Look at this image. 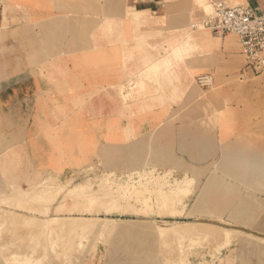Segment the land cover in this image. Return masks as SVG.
I'll use <instances>...</instances> for the list:
<instances>
[{"label":"crops","instance_id":"obj_1","mask_svg":"<svg viewBox=\"0 0 264 264\" xmlns=\"http://www.w3.org/2000/svg\"><path fill=\"white\" fill-rule=\"evenodd\" d=\"M200 1L0 0V186L26 190L43 172L61 179L100 146L111 163L113 145L123 155L147 134L155 166L178 161L181 175L195 173L188 218L257 227L264 219V119L246 92L226 83L264 73L243 69L235 36L207 30L217 39L209 43L190 35L208 10ZM220 2L264 12V0ZM165 20L190 24L172 30ZM204 73L220 85L217 93L195 86L193 77ZM194 86L203 97H194ZM158 150L166 161L156 159ZM91 260L72 264H97Z\"/></svg>","mask_w":264,"mask_h":264},{"label":"rangeland","instance_id":"obj_2","mask_svg":"<svg viewBox=\"0 0 264 264\" xmlns=\"http://www.w3.org/2000/svg\"><path fill=\"white\" fill-rule=\"evenodd\" d=\"M201 6L203 9L204 6L208 7V10H202L204 15H208L210 6L206 0L199 2ZM171 22L163 21V27L174 30L190 24L171 26ZM191 26L190 35L204 37L209 43L216 42L217 39H212L207 30L198 26L192 30ZM230 37L237 49L235 39ZM226 85L233 93L243 95L246 92L257 103L258 120L264 119V74L235 75ZM195 86L194 97H203L204 92ZM219 86L212 83L206 90L217 93ZM151 145L152 137L147 134L128 143L126 147L130 149L123 155L115 153L116 145H113L112 160L109 156V162H112L108 164L102 155L105 147L100 146L96 154L67 171L61 179H58L57 173L43 172L34 174L33 183L26 190L10 185L8 191L0 186V264H72L84 258L96 260L97 264H264V219H257L258 226L254 228L240 226L235 223V218L231 219L232 222L219 218H188L190 211L187 210L192 209L195 173L188 175L182 170L181 175L180 171H176L178 161L172 166L158 168L152 161ZM146 147L148 152L145 154L143 151ZM155 157L166 161L169 156L158 150ZM233 161V158L228 162L223 160L222 166L231 167ZM105 198L117 203L116 207L120 204L123 210L115 208V205L102 204ZM26 204L30 205L29 209L25 207ZM80 205L88 209L83 208L85 210L81 212ZM110 208L113 212H106ZM203 209L206 208L198 206L199 212ZM69 217L78 218V230H67L66 222L61 221L59 225L64 228L60 227L57 231L58 227L51 232L45 227L41 228L46 221ZM120 220L128 221V224L140 221L136 227L139 231L133 228L136 233L133 231L128 236L126 233L123 236V233H105L110 224L117 223V227H123L118 226ZM29 222L34 224L35 229L28 227ZM172 223L208 224L226 233H220L223 235V239H220L198 234L169 237L155 232V227L164 229ZM146 229L150 234L146 233ZM33 230L38 233L41 230L45 235L40 232L43 237L39 236ZM232 233L237 234L236 237Z\"/></svg>","mask_w":264,"mask_h":264},{"label":"built area","instance_id":"obj_3","mask_svg":"<svg viewBox=\"0 0 264 264\" xmlns=\"http://www.w3.org/2000/svg\"><path fill=\"white\" fill-rule=\"evenodd\" d=\"M145 0H129L131 4ZM200 27L219 36L233 35L236 37L243 69L253 74L264 73V12L255 15L244 5H226L224 2H213L210 13L205 15ZM193 82L201 89H207L212 84L208 73L196 75Z\"/></svg>","mask_w":264,"mask_h":264},{"label":"bare ground","instance_id":"obj_4","mask_svg":"<svg viewBox=\"0 0 264 264\" xmlns=\"http://www.w3.org/2000/svg\"><path fill=\"white\" fill-rule=\"evenodd\" d=\"M200 28V27H199ZM200 29H202V28H200ZM211 86V85H210ZM187 189V188H186ZM180 190H182V188L180 189ZM184 192V191H183ZM186 192H187V190H186ZM177 194V193H176ZM102 197V196H101ZM165 198V197H164ZM106 200H102V204H105V205H110V206H112V207H114V205H115V208H121L122 209V206L119 204L118 206L119 207H116L117 205V203L115 204L114 202H110V201H108V199L107 198H105ZM166 199V198H165ZM181 199V198H180ZM170 202V201H169ZM175 202V201H174ZM91 203H92V201H91ZM146 203V202H145ZM79 204V203H78ZM104 205V206H105ZM90 206V205H89ZM76 207V206H75ZM79 207H82V205H80ZM22 208V207H21ZM77 208V207H76ZM83 208H85V206L84 207H82V208H80L79 209V211H81V212H84L83 210H85V209H88V208H85V209H83ZM105 208V207H104ZM106 208H109V207H106ZM114 209V208H113ZM77 210V209H76ZM105 210V209H104ZM111 210V208L110 209H107L106 210V212H109ZM123 210V209H122ZM121 210V211H122ZM73 211H75V209L73 210ZM119 211V210H118ZM120 211V212H121ZM160 211V210H159ZM110 212H113V211H110ZM123 212V211H122ZM121 212V213H122ZM163 212V211H162ZM159 213V212H158ZM170 213V212H169ZM15 216V215H14ZM19 218V217H18ZM70 218H72V217H69V219H67V218H64V220L62 219V220H60V218H54V219H52V220H50V221H46V224H44V221H43V224L45 225H43L42 223H41V225H43L42 227L41 226H39V228L41 227V228H43V227H45V228H47L50 232L51 231H54V229L56 228V227H58V228H56V231H57V229L59 230V228L61 227L60 225H59V223H64V222H66V226H67V230H73V231H75V230H78L79 229V226L80 225H78V223H76L77 221H79L78 220V218L75 220V218H72V220L70 219ZM12 219V218H11ZM66 219V220H65ZM14 220H16L17 221V219H14ZM88 220V219H87ZM96 220V219H95ZM61 221V222H60ZM86 221V220H85ZM84 221V222H85ZM93 221H94V219H93ZM13 222H15V221H13ZM19 222V221H18ZM133 222V221H132ZM17 223V222H16ZM30 223V222H29ZM38 223V222H37ZM61 223V224H62ZM68 223H69V226H68ZM75 223V225H73ZM124 223V224H123ZM139 223H141L140 221H135V223H129L128 224V221H123V220H120V223H119V225L118 226H125V227H127L126 229L128 230V228H130V230H132V231H128L130 234H132V232L134 231L133 230V228L136 230L137 228V226L139 225ZM150 223V222H149ZM148 223V224H149ZM18 224V223H17ZM22 224V223H21ZM36 224V223H35ZM99 224V223H98ZM117 224V223H116ZM116 224H110V226L108 227V229L106 230L107 232H112V231H114V230H116V228H117V225ZM144 224V223H143ZM143 224H140V225H143ZM146 224V223H145ZM151 224V223H150ZM149 224V225H150ZM94 225H96V223L94 224ZM108 225V224H107ZM148 225V227H150V228H148V229H150V231H151V226H149ZM26 227H27V225H26ZM30 229H35V227H34V224L33 223H30L29 224V226H28ZM34 227V228H33ZM69 227V228H68ZM92 227V229L94 228L93 226H91ZM97 227V226H96ZM152 227H154L153 225H152ZM39 228L37 229V231L39 230ZM61 228H64V227H61ZM66 228V227H65ZM144 228H145V226H144ZM146 228H147V226H146ZM156 229H157V231L155 230V232H158L160 235L162 234V235H164V236H172V237H187L188 235H191V234H193V235H195V234H198V235H208V236H213L214 238L215 237H219L220 239L222 238V236L223 235H220V233H226L224 230H222L221 228H219V227H216V226H212V225H208V224H173L172 223V225H170V226H167V227H165L164 229H159V228H157V227H155ZM24 229V228H23ZM28 229V228H27ZM121 229V228H120ZM41 230H43V229H41ZM40 230V232H43V231H41ZM60 230H62V229H60ZM67 230H65V231H67ZM105 230V229H104ZM103 230V231H104ZM123 230V229H122ZM147 230V229H146ZM152 230H154L153 228H152ZM34 232V230L32 231V232H34L35 234H37L38 232ZM126 231V230H125ZM124 231V232H125ZM136 231H139V229L138 230H136ZM27 232H29V231H27ZM38 233V235L39 236H42L43 237V235L41 234V233ZM47 232V231H46ZM59 232V231H58ZM120 232V231H119ZM124 232H123V234H122V236L124 235ZM127 232V231H126ZM135 232V231H134ZM155 232H153L152 231V234L154 233L155 234ZM238 232V231H237ZM31 233V232H30ZM33 233V234H34ZM44 233V232H43ZM48 233V232H47ZM129 233H127V236H128V234ZM136 233V232H135ZM144 233H145V230H144ZM146 233H148V234H150L149 233V231L147 230V232ZM157 233V234H158ZM187 234V235H184V234ZM34 234V235H35ZM41 234V235H40ZM120 233H119V235H121ZM38 235H36V236H38ZM44 235H45V233H44ZM126 235V234H125ZM161 235V236H162ZM193 235H191V236H193ZM216 235H218V236H216ZM227 235V234H226ZM225 235V236H226ZM231 235H233V233L231 234ZM230 235V236H231ZM237 235V234H236ZM236 235H233V236H235L236 237ZM32 236V235H31ZM47 236V235H46ZM197 236V235H196ZM35 237V236H34ZM44 238H45V236H44ZM203 238H204V236H203ZM228 238V237H227ZM147 239V238H146ZM213 239V238H212ZM223 239V238H222ZM51 241V240H50ZM33 251V250H32ZM179 253V252H178Z\"/></svg>","mask_w":264,"mask_h":264}]
</instances>
